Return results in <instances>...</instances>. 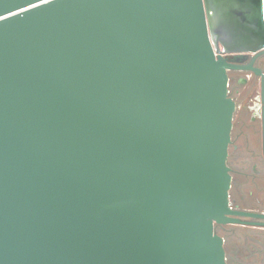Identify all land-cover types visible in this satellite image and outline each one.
Segmentation results:
<instances>
[{
  "label": "water",
  "instance_id": "95a60500",
  "mask_svg": "<svg viewBox=\"0 0 264 264\" xmlns=\"http://www.w3.org/2000/svg\"><path fill=\"white\" fill-rule=\"evenodd\" d=\"M245 53L264 0H0V264H227L216 225L264 229L229 202Z\"/></svg>",
  "mask_w": 264,
  "mask_h": 264
},
{
  "label": "flooded vegetation",
  "instance_id": "af4514ba",
  "mask_svg": "<svg viewBox=\"0 0 264 264\" xmlns=\"http://www.w3.org/2000/svg\"><path fill=\"white\" fill-rule=\"evenodd\" d=\"M224 58L227 63L242 68L227 71L228 97L234 103L226 158V166L231 177L229 202L233 210L264 215V89L261 77L252 71L257 69L264 74V54L260 56L250 53L233 54ZM249 66L252 69L248 68ZM233 190L241 193L239 204L231 199ZM240 220L264 223V219L240 218ZM219 227L221 226L214 227L216 234ZM240 227L247 229L249 235L242 245H232V259L225 251L227 264L229 260L235 264H264V237L254 234L251 230L264 229ZM221 238L225 246L226 239Z\"/></svg>",
  "mask_w": 264,
  "mask_h": 264
},
{
  "label": "rangeland",
  "instance_id": "374dc122",
  "mask_svg": "<svg viewBox=\"0 0 264 264\" xmlns=\"http://www.w3.org/2000/svg\"><path fill=\"white\" fill-rule=\"evenodd\" d=\"M241 196V193H237L236 191L231 192V199L236 202V204H239V198ZM217 229V235L224 237L226 239V243L224 246L225 251L227 254H229V258L232 259L231 257V248L232 245L236 244L238 246L243 244V241H245L246 236H248V232L246 231L247 229L237 226V225H220ZM254 234H257L258 236H263L264 237V231L258 230V229H251ZM227 239L229 241H227ZM225 252V253H226ZM227 258V257H226ZM240 260L242 258H239ZM229 264H235L233 261L229 260Z\"/></svg>",
  "mask_w": 264,
  "mask_h": 264
}]
</instances>
